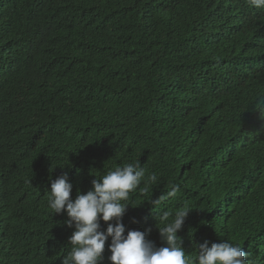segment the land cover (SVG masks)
<instances>
[{"label": "trees", "instance_id": "obj_1", "mask_svg": "<svg viewBox=\"0 0 264 264\" xmlns=\"http://www.w3.org/2000/svg\"><path fill=\"white\" fill-rule=\"evenodd\" d=\"M137 160L159 183L131 194L125 234L164 246L146 200L178 183L163 207L192 209L189 257L228 240L264 264V9L0 0V264H61L74 228L48 206L51 181L66 172L74 200Z\"/></svg>", "mask_w": 264, "mask_h": 264}, {"label": "clouds", "instance_id": "obj_2", "mask_svg": "<svg viewBox=\"0 0 264 264\" xmlns=\"http://www.w3.org/2000/svg\"><path fill=\"white\" fill-rule=\"evenodd\" d=\"M255 9H264V0H245ZM159 183L156 173L146 176L139 160L109 169L105 174L92 179V188L86 194L77 191L71 198L72 183L65 172L51 181L48 206L54 214H64L68 227L74 228L68 239L71 250L63 257L61 264H101L104 260L105 244H108L110 264H251L248 254L238 244L228 240L195 244L196 254L189 257L184 241L177 235L192 209L169 210L166 203L176 198L181 185L172 183L158 198H148L156 215L157 230L164 246L157 247L146 237L151 229L145 231L128 230L122 222L131 205V194L142 184L143 192L149 186ZM139 206V205H138ZM135 207V206H134ZM101 221L107 224L101 230ZM135 223V218L132 219ZM162 225V226H161ZM193 247V244H192Z\"/></svg>", "mask_w": 264, "mask_h": 264}]
</instances>
